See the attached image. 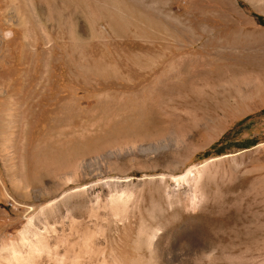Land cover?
Segmentation results:
<instances>
[{
  "label": "rangeland",
  "instance_id": "rangeland-1",
  "mask_svg": "<svg viewBox=\"0 0 264 264\" xmlns=\"http://www.w3.org/2000/svg\"><path fill=\"white\" fill-rule=\"evenodd\" d=\"M0 264H264V0H0Z\"/></svg>",
  "mask_w": 264,
  "mask_h": 264
},
{
  "label": "bare ground",
  "instance_id": "bare-ground-1",
  "mask_svg": "<svg viewBox=\"0 0 264 264\" xmlns=\"http://www.w3.org/2000/svg\"><path fill=\"white\" fill-rule=\"evenodd\" d=\"M203 60V59H202ZM228 66V65H227ZM226 67V66H225ZM219 68V67H218ZM223 68V67H222ZM208 68H206V70H207ZM210 69V68H209ZM229 69V68H228ZM202 69L201 68H199V69H195V70H192L191 71V73L189 74L190 76H193L194 77V75L195 74H198V71L200 72ZM205 70V71H206ZM236 70V69H235ZM238 70V69H237ZM211 71H213V70H211ZM211 71H209L210 73H212ZM221 71H224V70H220V72ZM225 71H226V69H225ZM206 72H208V71H206ZM217 72V71H216ZM231 72V71H230ZM185 73V72H184ZM222 74H217L215 77H212L211 75V77L209 76V73H207V74H204V72H203V74L204 75H200L199 76V78H197V79H195V83L194 84H190L189 85V88H191L192 90L191 91H189L192 95H193V97H195L194 95L196 94L197 95V93H199V92H201V94H202V92H203V96H204V99H203V97H202V104H204V105H206L207 107H209V109H210V107H212V108H216L217 110H218V108H221L222 109V107H223V104H225V102L228 100L227 98L228 97H231V96H240L239 97V99L241 98V96L246 92V90L248 89V88H246V86H244V79H242V77H239V75L238 74H236V73H232V74H230L231 76H229L228 77V72H227V78H226V76H225V74L226 73H223V72H221ZM172 74V73H171ZM200 74V73H199ZM242 74V73H241ZM215 75V74H214ZM225 76V77H224ZM185 79V78H184ZM189 79V78H188ZM190 80V79H189ZM193 80V79H192ZM191 80V81H192ZM248 81V80H247ZM184 82V81H183ZM199 85V86H198ZM172 86V85H171ZM175 87H176V85H175ZM159 88H161V87H159ZM172 88V87H171ZM181 89H182V87H180ZM185 88V87H184ZM162 89V88H161ZM160 89V90H161ZM250 89V88H249ZM189 89H187V91H188ZM162 91V90H161ZM167 91H168V88H166V89H164L163 90V92H166L165 93V95L167 94ZM174 91V90H173ZM178 91H180V90H178ZM185 91V90H184ZM250 91V90H249ZM160 92V91H159ZM162 92V93H163ZM177 92V91H176ZM188 92V94H190ZM194 92H196L195 94H194ZM169 93H171V92H169ZM247 93V92H246ZM184 94L185 93H183V97H184ZM187 94V95H188ZM148 95V94H147ZM155 94H151L150 93V95H148L147 97H146V101H145V109L146 110H148V112H149V122L147 123V131H146V133L144 134V136H143V138H141V139H144L145 141L148 139V140H150V138L152 137V134L154 133V132H157L159 129L161 130L163 127H164V125L160 128V124H161V122H160V120H159V118L158 117H156L155 115L157 114V113H155V111L153 110V107H152V105H151V102L152 101H150V99H151V96H154ZM191 95V96H192ZM157 96V95H156ZM160 96V95H159ZM173 96H175V95H173ZM186 96V95H185ZM198 96V98L200 97V95H197ZM161 97H162V94H161ZM167 96H165V98H166ZM176 97V96H175ZM182 97V96H181ZM188 97V96H187ZM187 97H184V98H186V99H183V100H187ZM174 98V97H173ZM198 98H196V100H199ZM242 98H243V96H242ZM153 99V98H152ZM163 99V98H162ZM192 99V98H191ZM227 99V100H226ZM161 100V99H160ZM176 100V99H175ZM180 100V99H179ZM194 100V99H193ZM155 101V100H154ZM158 101V100H157ZM170 101H172V100H170ZM169 101V102H170ZM174 101V100H173ZM225 101V102H224ZM177 101H175V103H176ZM186 102V101H185ZM194 102H196V101H194ZM200 102V101H199ZM199 102H196V104L197 103H199ZM229 102V101H228ZM153 103V102H152ZM165 103H167V102H165ZM171 103V102H170ZM192 103H193V101H192ZM191 103V104H192ZM201 103V102H200ZM161 104V103H160ZM180 104V103H179ZM187 104H190V103H187ZM191 104H190V106H191ZM155 105V104H154ZM162 105V104H161ZM167 105V104H166ZM165 105V106H166ZM185 105V104H184ZM193 105V104H192ZM199 105V104H198ZM157 106H159V105H157ZM156 106V107H157ZM164 106V105H163ZM155 107V106H154ZM161 106H159V108H160ZM187 107V106H186ZM194 107V106H193ZM199 107H200V105H199ZM195 108V107H194ZM204 109L206 108V107H203ZM145 109H143V110H145ZM156 109V108H155ZM204 109H201V110H204ZM166 110H167V108H166ZM169 110V109H168ZM173 110V109H172ZM196 110H198L197 108H196ZM195 110V111H196ZM199 110H200V108H199ZM200 110V111H201ZM207 110H208V108H207ZM206 110V111H207ZM213 110V109H212ZM216 111V110H215ZM223 111V110H222ZM161 112V111H160ZM198 112V111H197ZM209 112V111H208ZM225 112V111H224ZM209 113H211V112H209ZM221 113V112H220ZM161 114V113H160ZM164 114V113H163ZM196 114V113H195ZM194 114V115H195ZM203 114H204V112H203ZM211 114H214V112L213 113H211ZM218 114V113H217ZM187 115V114H186ZM166 116V115H165ZM163 117V116H162ZM161 119V118H160ZM173 119V118H172ZM199 120V119H198ZM198 120H197V122H198ZM163 121V120H162ZM158 122H160V124L158 123ZM162 125V124H161ZM165 126H166V124H165ZM146 130V129H145ZM159 132V131H158ZM155 135V134H154ZM163 142H164V140H163ZM159 143L156 141V142H154V141H148L147 143L146 142H143V143H141V144H139V147L138 148H140L141 150H143V151H146V150H151V149H156L155 147H157V145H158ZM154 151V150H153ZM187 175V173L185 174V176ZM185 176H183V177H185ZM183 177H181V178H183Z\"/></svg>",
  "mask_w": 264,
  "mask_h": 264
},
{
  "label": "trees",
  "instance_id": "trees-1",
  "mask_svg": "<svg viewBox=\"0 0 264 264\" xmlns=\"http://www.w3.org/2000/svg\"><path fill=\"white\" fill-rule=\"evenodd\" d=\"M258 17L260 20L263 19L261 16H258ZM259 113H261V112H259ZM256 115H258V113H253V114L247 115L246 117L237 121L225 134H223V136L216 143L213 144V146L220 149V148L224 147L223 142L226 139H228L230 136H239L243 132L249 131L251 129V123L249 121H250V119H252Z\"/></svg>",
  "mask_w": 264,
  "mask_h": 264
}]
</instances>
